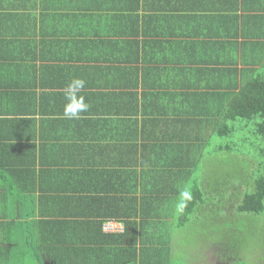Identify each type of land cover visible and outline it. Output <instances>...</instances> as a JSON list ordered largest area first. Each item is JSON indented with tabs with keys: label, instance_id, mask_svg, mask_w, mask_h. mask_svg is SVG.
<instances>
[{
	"label": "crops",
	"instance_id": "1",
	"mask_svg": "<svg viewBox=\"0 0 264 264\" xmlns=\"http://www.w3.org/2000/svg\"><path fill=\"white\" fill-rule=\"evenodd\" d=\"M74 76L91 107L68 120ZM258 77L264 0H0V264L67 247L94 248L84 264L193 263L171 246L180 164L192 141L225 149Z\"/></svg>",
	"mask_w": 264,
	"mask_h": 264
},
{
	"label": "rangeland",
	"instance_id": "2",
	"mask_svg": "<svg viewBox=\"0 0 264 264\" xmlns=\"http://www.w3.org/2000/svg\"><path fill=\"white\" fill-rule=\"evenodd\" d=\"M259 120L257 116L251 122L236 120L232 124L233 132L224 139L232 145L233 151H221V161L219 157L212 158L207 161V171L201 168V176L206 179L208 187L212 186V181L219 182L215 178V168L224 177L232 173L234 180H239V173L247 174L253 165L254 168L257 166L255 163L264 161V154L261 153V150L264 151V135L255 132ZM211 165L215 168L212 169ZM256 172L249 171L248 174L256 176ZM242 189L243 186H240L239 190ZM234 202L228 209L217 206L211 213L206 208L205 213H197L193 221L189 216L191 222L182 227L178 222L181 212L178 204L172 213L173 226L179 228L175 230L173 239L171 235L174 243L171 242V246L177 250L174 257L185 259L192 255L190 259H195L190 264H264V211L259 214L238 213L237 200ZM22 246V249L26 248L24 242Z\"/></svg>",
	"mask_w": 264,
	"mask_h": 264
},
{
	"label": "trees",
	"instance_id": "3",
	"mask_svg": "<svg viewBox=\"0 0 264 264\" xmlns=\"http://www.w3.org/2000/svg\"><path fill=\"white\" fill-rule=\"evenodd\" d=\"M245 92L247 93L245 99L241 104L234 107L233 112L230 113L231 117L232 119L239 117L251 122L255 117L259 116L260 120L255 127L257 130H255V132H260L264 135V79L260 77L252 79L246 87ZM240 107L244 108L243 112L239 111ZM232 132L233 129L229 127L227 131L220 134V136H229ZM230 146L232 145L228 144L225 149H220L218 146V149L210 150L207 148L208 146H199L192 141L190 165L188 166V163L186 165L180 164L181 168L186 169V172L192 175V177H188L191 183H189V186H187L184 191L182 190L180 192V199L176 200L179 204L183 203L186 205L180 212V227L188 221L191 214L193 221L196 214L205 213L206 208L209 210L207 211L208 213H211L217 206H225V208L228 209L231 202L235 203L234 201L236 200V212L238 213L259 214L264 211V161L255 163L257 166L254 168L253 165L251 170H249L251 172L257 170L256 176H254V174H248L249 171H247V174L242 172L241 174L239 173V180H234L231 175L232 173L224 177L223 174H219L214 165H211L210 167H212V169L215 168L214 171L217 173L215 178L219 180V182H210V185H212L210 187H208L206 179L201 176V168H205L204 170L206 171L208 170L206 169L207 161L212 158L215 160V158L219 157L221 151H233ZM261 153L264 154V151L261 150ZM221 159L222 157H219V161H221ZM164 176L165 174L162 177L164 178ZM171 176L172 174H166V178L170 179L172 178ZM187 176L189 175L186 174L183 177L181 176V179L185 180ZM240 186H243L242 190H239ZM185 192L189 194L190 199H185L183 195ZM95 249L100 252L102 251L100 248ZM87 250L92 251L94 248H63L62 252L67 254V256L65 255L66 259L61 257L58 258V264H84L87 262L85 261L86 255L82 252ZM99 253L97 255H99Z\"/></svg>",
	"mask_w": 264,
	"mask_h": 264
},
{
	"label": "clouds",
	"instance_id": "4",
	"mask_svg": "<svg viewBox=\"0 0 264 264\" xmlns=\"http://www.w3.org/2000/svg\"><path fill=\"white\" fill-rule=\"evenodd\" d=\"M86 83V80L82 77L75 76L66 83L64 91L65 103L63 105L64 118L68 120L79 119L82 113L90 109V103L82 94V90L85 88ZM183 195L185 199H190L187 192ZM185 206V204L181 203L178 210L182 211Z\"/></svg>",
	"mask_w": 264,
	"mask_h": 264
},
{
	"label": "built area",
	"instance_id": "5",
	"mask_svg": "<svg viewBox=\"0 0 264 264\" xmlns=\"http://www.w3.org/2000/svg\"><path fill=\"white\" fill-rule=\"evenodd\" d=\"M104 229L107 230L105 226H104Z\"/></svg>",
	"mask_w": 264,
	"mask_h": 264
}]
</instances>
